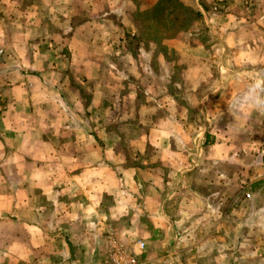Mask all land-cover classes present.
<instances>
[{"label": "crops", "instance_id": "1", "mask_svg": "<svg viewBox=\"0 0 264 264\" xmlns=\"http://www.w3.org/2000/svg\"><path fill=\"white\" fill-rule=\"evenodd\" d=\"M93 2L0 0V264H97L109 226L155 244L177 235L155 264H175L181 243L226 248L223 234L264 232V50L251 66H219L215 80L209 51H188L184 66L134 67L148 52L111 47L110 13L132 27L139 0H96L109 12L83 19ZM221 6L230 12L219 23L245 22L237 0ZM220 37L226 57L248 58L228 46L244 38L239 28ZM79 74L89 96L72 87ZM167 186L201 204L185 230L172 221ZM232 250L231 264L257 259Z\"/></svg>", "mask_w": 264, "mask_h": 264}, {"label": "rangeland", "instance_id": "2", "mask_svg": "<svg viewBox=\"0 0 264 264\" xmlns=\"http://www.w3.org/2000/svg\"><path fill=\"white\" fill-rule=\"evenodd\" d=\"M227 1L229 0H139L136 11L132 13V22H134V26L132 27H125L120 23L122 15H120V19H118V13H110L111 16L114 14V16H112L113 20H111L112 25L110 26V28H113L110 32L114 36V38L111 39L114 43L111 44V42L110 45L112 48L125 49L131 51L133 54L139 49L148 52L138 57L134 56L131 61V66L134 67H139L143 64L158 63L156 60L159 58H161L162 63H164V61L165 63L177 61L179 66H184L187 63L193 62V58H191L192 55H190L188 51H209L210 53H205L208 56L206 58L205 55V60L209 61L210 66L216 70V76L214 75L212 77V80H215L217 75L220 76L219 66L236 64L237 61H241V59H247L248 64L251 66V64H256L258 59H260V57L256 55L257 51L264 50V22H262L264 20V9L252 7L250 0H237L241 8L233 11L239 12L240 17H242L245 22H242L239 27L233 26V24L227 25L222 22L219 23L218 20L221 17H225L230 12L227 11L226 6L225 8L221 6ZM96 3V0H94L91 8H87L85 3L83 4V7L80 8L84 13L83 15H85L83 19H87L88 15L91 17V13H93V16L98 14L99 16H103L105 11L109 12L101 3L98 4V7H95L94 5ZM206 6H208V8ZM106 17H108V15ZM236 28L240 29L244 38H239L234 42L228 41L230 42H227L228 46L235 49H246L249 52L248 58H238L234 56L226 57V53L222 50L225 45L221 40L220 34H226L228 31ZM176 50L180 51L177 55ZM162 59L164 61H162ZM136 69L134 71H136ZM133 72H130V78L137 82L135 85L140 89L142 82L140 79H137V76L133 77V75H136V73L134 74ZM165 72L168 77L170 75V70ZM149 73L147 72L145 75L147 76ZM166 74L164 73L163 76L165 77ZM81 76L80 74L76 76V80H74L75 83H73L72 87H77L76 89H79L85 96H89L90 92L87 89L89 84L86 83L87 80L85 77ZM150 76L154 77V73H150ZM162 90L164 91V89ZM167 160H169V157H167L166 160L164 159L166 162ZM50 164L54 172L60 173L61 176L67 175L68 171H64L65 169L60 170L56 167L54 160H52ZM163 168V175L167 176L171 170V164L168 165L164 163ZM68 187L70 186H66L65 188ZM243 187L245 186L242 185V188ZM57 188L59 189V187ZM61 188L63 189L64 186H61ZM166 189L168 197L165 203L170 206L168 211H171L174 216V220L172 219V221L177 222V229L185 230V228L189 226V220L195 219L196 214L199 212L197 210H200L201 204L192 200L190 197H184V199V195L178 193L179 190L177 187L172 189L170 186H167ZM186 192L184 188V194H186ZM170 195H172V197ZM185 213H188V215L182 216V214ZM231 216L233 222H239L237 228L239 229L241 227L240 224H243V222H241L242 217L236 218L233 214ZM256 227L260 228L259 226ZM101 233L102 238L101 241L98 242L101 245V253L97 264H100L105 257L104 244L106 237L110 234H112L116 241L123 247L134 249L135 252L138 253L139 258L141 257L140 262L142 264H155L151 262L152 259H154L157 254H165V252L168 251L166 248L162 249V244L168 239L170 240L168 246H170L169 244L172 246V239H179L177 235L159 234L158 239H160V243L155 244L153 241L149 240L150 236L145 238V235L141 234L138 230H135L133 233H116L111 226H109L104 233ZM181 235L184 236L185 234L180 233L178 236ZM196 235L197 234L194 233V236ZM223 237L226 240V248L215 247L195 251L192 248L186 247L184 243H181L180 247L177 249L175 264H231L229 260L234 254L232 250L233 245L237 247V250H235L236 254H241L243 261H249L255 256L257 259H253L252 263H247L264 264V232H243V228L241 227L239 232L223 234ZM146 241L150 242V246L145 243ZM138 242L145 243L144 249L141 252H139L136 247ZM256 244L259 246L261 245V249H253ZM157 247H159V249Z\"/></svg>", "mask_w": 264, "mask_h": 264}, {"label": "built area", "instance_id": "3", "mask_svg": "<svg viewBox=\"0 0 264 264\" xmlns=\"http://www.w3.org/2000/svg\"><path fill=\"white\" fill-rule=\"evenodd\" d=\"M245 198L249 199L250 194L245 193ZM104 246L105 257L100 264H142L138 253L134 249L120 245L112 234L106 237ZM136 247L141 252L144 249V243L138 242Z\"/></svg>", "mask_w": 264, "mask_h": 264}]
</instances>
